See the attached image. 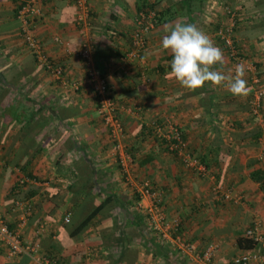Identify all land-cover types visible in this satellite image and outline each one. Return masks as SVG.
<instances>
[{
    "label": "crops",
    "instance_id": "1",
    "mask_svg": "<svg viewBox=\"0 0 264 264\" xmlns=\"http://www.w3.org/2000/svg\"><path fill=\"white\" fill-rule=\"evenodd\" d=\"M18 3L0 0V219L37 253L9 257L0 244V264L41 258L57 264H198L175 238L198 252L217 244L218 262L238 255L243 249L237 239L264 215V96L256 112L250 104L256 88L264 92V0H87L82 26L71 0H50L30 27L48 58L63 68L65 84L27 49ZM222 6L238 9L244 96L208 83L195 91L181 88L169 75L172 57L161 48L167 25L195 24L222 50V70L234 75L236 64L216 36L225 20ZM143 8L165 17L148 36L143 60L130 62L125 55ZM84 43L89 63L77 54ZM90 68L103 73L117 103L122 164L86 80ZM166 123L179 129L203 175L163 147L155 126L165 129ZM144 181L160 194L166 218L178 223L169 239L147 223ZM227 190L231 201L223 198Z\"/></svg>",
    "mask_w": 264,
    "mask_h": 264
},
{
    "label": "built area",
    "instance_id": "2",
    "mask_svg": "<svg viewBox=\"0 0 264 264\" xmlns=\"http://www.w3.org/2000/svg\"><path fill=\"white\" fill-rule=\"evenodd\" d=\"M50 0H18V8L16 11L17 19L21 22V35L27 49L34 56L35 60L42 66L43 70L48 72L52 78L65 84L63 68L49 59L46 55L41 42L32 33V20L42 16V4ZM78 10L75 18L77 26H82L88 16L87 0H71ZM220 0H218V3ZM224 14L223 22L216 32V36L223 41L225 52L229 60L237 66H242L244 60L239 55V51L235 45V28L238 24L239 14L238 9L230 6H222ZM158 14L150 8H143L136 12L134 18V29L131 34V49L125 55L127 61L141 62L143 55L147 50L148 36L157 25ZM54 42L60 43L58 38H54ZM79 58L85 63L91 61V50L87 43L81 45L78 50ZM86 80L89 83L90 89L97 100V112L100 116L103 126L106 128L109 139L112 144V149L118 152L120 164L126 160L122 154L120 136L123 128L118 118V106L112 94L103 73L96 68L88 69ZM257 84V80L253 82ZM76 88V86H74ZM264 92L260 88H256L253 92V98L250 102L254 112H256L263 99ZM157 136L163 142V147L172 154L178 157L183 165L188 169L197 170L201 175L205 173V169L199 164L198 160L192 156L189 149L186 147L179 129L173 124L166 123L165 129L158 125L155 126ZM25 180H19L18 184L22 185ZM141 194L149 201L146 207V220L152 231L156 232L161 239H169L172 231L176 232L178 223L170 221L166 218L164 208L162 207V199L160 194L154 190L148 181L141 184ZM226 201L234 199L230 190L223 194ZM68 222V220H66ZM243 238L250 241L251 248L242 250L238 255L232 257L228 261L218 262L216 260L219 248L217 244H208L200 252L189 242L180 238H175L174 243L179 246L185 254L189 255L198 264H264V215L252 220L250 226L244 231ZM0 244L5 248L9 257H17L26 255L33 258L37 253L36 246L24 245L20 239L18 232L10 230L7 225L0 219ZM36 264H57L56 262L47 259H37Z\"/></svg>",
    "mask_w": 264,
    "mask_h": 264
},
{
    "label": "clouds",
    "instance_id": "3",
    "mask_svg": "<svg viewBox=\"0 0 264 264\" xmlns=\"http://www.w3.org/2000/svg\"><path fill=\"white\" fill-rule=\"evenodd\" d=\"M164 31L161 48L172 57L169 75L181 88L195 91L208 83L224 87L236 96L247 94L244 68L237 66L234 75L226 74L222 70V50L195 24L175 22Z\"/></svg>",
    "mask_w": 264,
    "mask_h": 264
},
{
    "label": "trees",
    "instance_id": "4",
    "mask_svg": "<svg viewBox=\"0 0 264 264\" xmlns=\"http://www.w3.org/2000/svg\"><path fill=\"white\" fill-rule=\"evenodd\" d=\"M157 14H158V18H157V25H158L159 22L164 19L165 14H160V15H159V13H157ZM237 26H238V24H237ZM236 30H237V27L235 28V33H236ZM217 39L220 42L223 49L225 50L223 41H221L219 37H217ZM235 46L238 49V46L237 45H235ZM100 208H101V205L98 206L96 209H94V211L82 223H80L76 227V229L74 230V232H72V234L79 233L87 225V222L91 219V217H93L99 211ZM237 245H238L239 249H243V250H246V249H249L252 247L250 241L246 240L242 236L239 239H237Z\"/></svg>",
    "mask_w": 264,
    "mask_h": 264
},
{
    "label": "rangeland",
    "instance_id": "5",
    "mask_svg": "<svg viewBox=\"0 0 264 264\" xmlns=\"http://www.w3.org/2000/svg\"><path fill=\"white\" fill-rule=\"evenodd\" d=\"M218 1V0H217ZM221 11V10H220ZM223 12V11H222Z\"/></svg>",
    "mask_w": 264,
    "mask_h": 264
}]
</instances>
